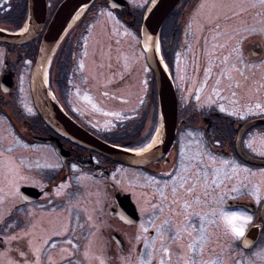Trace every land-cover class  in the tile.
Wrapping results in <instances>:
<instances>
[{"label": "flooded vegetation", "instance_id": "flooded-vegetation-1", "mask_svg": "<svg viewBox=\"0 0 264 264\" xmlns=\"http://www.w3.org/2000/svg\"><path fill=\"white\" fill-rule=\"evenodd\" d=\"M62 1L46 0L45 22L42 28L36 31L27 28L29 15L27 0H0V33L21 37L17 43L0 40V132L2 133L0 134V172L19 177V183L14 189H3L7 193V199L4 201L6 214L0 224L2 249L3 240H15V234L26 233L33 223L34 231L28 237L19 240H35L39 243L42 240L43 228H48L47 223L40 217L42 212L52 214L63 212L67 216L70 211L68 225H72L74 223L72 203L75 198L73 192L77 191L76 185L75 189L73 188L74 178L86 173L95 180L101 179L100 176L105 172L110 175L114 168L121 166L57 134L42 121L35 108L30 90L32 72L39 59L46 27ZM125 1L129 8L119 11L118 18L111 10L110 13L120 25L129 30L130 37L136 41L140 12L133 7L134 0ZM151 1L141 0L146 6ZM203 1L181 0L178 6L180 12L176 11L171 15L160 30L159 43L167 60L165 67L171 76L177 97L178 125L176 148H171L164 159L148 168L135 169L151 177L166 178V172L161 170L170 165L175 158L178 161L177 168L181 170V137L183 136L191 138L187 144L204 160L215 162L221 160L227 165L232 163L238 131L245 124L260 119V112L264 109L262 94H257L256 98L255 93L241 90L245 89L249 77L256 79V74L253 73L255 68L261 69L260 80L264 81V13L261 12L264 0H232L234 3L246 6V11L240 16L241 19H233L232 17H236L237 14L229 13L231 21L227 20L229 18L227 14L224 19L210 21L204 29L200 26L202 24H199L200 29L193 13ZM214 1L228 3V0ZM96 16V10L92 15L89 12L83 14L53 48L43 70L45 87L67 118L102 141L119 146L134 139L119 141L127 137L126 134L133 132L136 134L140 130H145L146 136L148 135V139L152 142L158 128V106L155 81L150 75L142 79V97L132 112L126 115L111 109L109 110L111 115L107 113L106 100L102 98L107 93H105L106 85L107 95L116 96V87L120 86L117 84L121 80L106 82L98 71L93 70L95 66H91L88 60L85 61L84 43L90 25L97 21L98 16ZM226 20L232 25L237 24L234 21H239L237 28H230L224 33L225 36L230 35V44L233 43L234 51L229 52H234L232 63L235 64L230 71H227L226 64V69L223 68L215 73L216 57L213 49L208 48V44L214 42L213 38L217 36L214 35L212 26L217 25L218 21L223 23ZM164 36L169 37L166 46L161 42ZM97 53L99 54L100 51ZM178 53H181L180 69L176 66ZM96 68L103 70V66L98 65ZM98 78L105 82L102 86V81ZM238 84L241 92L237 90ZM126 85L132 87L133 84L126 83ZM108 104L110 106V103ZM130 114H133L132 118L125 122L119 121L121 123L118 124H110L108 129L99 124L103 123L105 115L110 117ZM184 118H190L189 121L192 120L194 123ZM107 133L111 136H107ZM249 134L251 135L248 136ZM251 137L254 139L250 143L258 142L263 138L264 126H253L243 134L241 139L243 149L247 147ZM38 139L53 140L43 142ZM166 159L169 161L164 164ZM73 164L76 168L72 167ZM90 164L92 165L89 166ZM173 171L175 172L174 169ZM108 180L109 178L105 180L107 184ZM64 186L65 188L61 190ZM26 187L35 191H24L23 195L22 189ZM109 190L113 193L115 206L116 189ZM243 200L235 199L240 202ZM245 202L248 203L249 200ZM30 216L34 219L31 220ZM256 224L258 222L254 225ZM68 229L59 234L53 233L54 236L47 237L46 240H73L72 232L69 229V233ZM83 232L84 230L82 236ZM262 233L261 228L257 240H264ZM152 235L148 234V238H152Z\"/></svg>", "mask_w": 264, "mask_h": 264}, {"label": "rangeland", "instance_id": "rangeland-1", "mask_svg": "<svg viewBox=\"0 0 264 264\" xmlns=\"http://www.w3.org/2000/svg\"><path fill=\"white\" fill-rule=\"evenodd\" d=\"M134 2L138 6L143 4L141 0ZM261 7V12L264 13V4ZM245 9L244 4L234 3L232 0H228V3L204 0L193 14L198 20V28L201 26L204 29L210 21L224 19L227 14V20L231 21L229 13L237 14L233 19H241ZM227 20L223 23L218 21L217 25L212 26L213 33L217 36H214V42L209 43L208 48L213 49L216 57L215 73L225 68L226 64L227 71H230L235 64L232 63L234 52H229L234 51L233 43L230 44V35L225 36L224 33L230 28H237L239 21H234L237 24L232 25ZM129 34L125 26L102 10L97 21L90 26L84 43L85 61L88 60L91 66H95L93 70L98 71L100 77H104L108 83L121 80L117 84L120 86L116 87V96L107 95L106 85L107 96L102 98L106 100L108 115H111V109L126 115L132 112L142 97V79L149 74L139 40H132ZM98 65L103 66V70H97ZM176 66L179 69L181 67V53L176 56ZM253 73L256 74V79L249 77L245 89L241 90L255 93L256 98L257 94L264 97V81L260 80L262 71L255 68ZM103 79H100L101 86L105 83ZM125 82L132 83V87ZM238 85L237 90L241 92L240 84ZM108 115L103 117V123H99L106 129L110 124L125 122L133 117V114ZM260 118H264V109L260 112ZM141 131L135 138L137 148L145 147V141L148 140L145 130ZM253 139L249 138L247 143L248 155L264 160V137L258 142L250 143ZM190 140L189 137H181V170L176 167L175 161L161 170L169 176L174 168V179L169 183L128 168H119L112 172L110 181L116 190L131 195L140 215L137 225L127 227L111 218L108 211L114 206V201L108 184L103 179L96 181L90 174L81 173L74 178L73 183V188L77 186V191L73 192L75 198L72 203L74 223L68 225L70 211L67 216L63 212H42L40 217L48 225V228H43L42 240L39 243L35 240H19L34 231V223L26 233L15 234V240H3L0 264H141L142 261L147 264H161V261L164 264H185L186 261L188 264H264V257H261L264 240L260 242L262 248L258 244V248L246 253L233 252L232 250L238 248L237 242L241 241L242 236H234L220 219L221 209L251 216L249 221H236L237 226L243 224L244 233L248 225L255 222L256 217L252 214L244 209H227L225 203L237 198L244 199L243 202L249 200L256 206L264 198V167L244 165L237 159H233L229 165L221 160H204L187 144ZM18 183V176L0 172V224L6 214L4 201L7 193L4 190H12ZM64 188L65 186L61 190ZM30 219L34 217L30 216ZM68 227L73 240H46L47 237L54 236L53 233L59 234ZM81 229L84 230L83 236ZM150 231L153 235L149 239L147 234ZM111 232L121 236L124 251L121 252L111 240ZM196 243H199V248L194 251L193 246ZM164 248L169 251L165 252Z\"/></svg>", "mask_w": 264, "mask_h": 264}, {"label": "water", "instance_id": "water-1", "mask_svg": "<svg viewBox=\"0 0 264 264\" xmlns=\"http://www.w3.org/2000/svg\"><path fill=\"white\" fill-rule=\"evenodd\" d=\"M94 0H64L54 12L44 34V39L37 61V65L33 69L31 76V93L35 107L41 115L43 121L55 130L59 135L84 146L94 152H97L107 159L135 168H144L163 158L173 144L176 125H177V100L173 83L163 68L159 54L157 51V39L159 30L168 17L181 0H153L148 6L143 16L140 26V46L144 53L146 64L152 71L156 83L159 128L154 143L147 149L140 152H132L123 149L125 144L120 147H113L104 143L91 134L85 132L67 117H65L51 99L46 90L42 71L48 56L52 52L66 29L84 13ZM28 2V25L27 28L39 31L46 17V1L45 0H27ZM109 7H122L118 0H109ZM21 39L20 36L4 35L0 33V40L10 43H17ZM258 124H264V119L251 122L245 125L238 133L235 143V151L237 156L245 163L256 166H264V160H255L245 155L241 149L240 139L244 132ZM113 188V184H110ZM24 191H34L30 188L22 189ZM35 199V197L33 198ZM116 209L110 210V216L118 218L121 222L128 226H134L139 220V215L129 194H115ZM244 205L239 203H227V206ZM250 210L252 206L244 205ZM260 221L264 228V203L259 212ZM259 226L250 228L242 240L241 246L248 249L253 245L258 237ZM112 240L123 250L124 242L122 238L116 234H112ZM247 240V243L245 241ZM0 240V248H1Z\"/></svg>", "mask_w": 264, "mask_h": 264}, {"label": "snow or ice", "instance_id": "snow-or-ice-1", "mask_svg": "<svg viewBox=\"0 0 264 264\" xmlns=\"http://www.w3.org/2000/svg\"><path fill=\"white\" fill-rule=\"evenodd\" d=\"M257 107H259V105H257ZM48 167H52V165H48ZM72 167L76 168V165L73 164ZM245 171H247V169H245ZM220 219L224 222L226 228H228L233 233L234 236L241 237V236H244V226L243 224H240L239 226H237L236 221L237 220L249 221L252 219V217L246 214L239 213V212H235V211L229 212V211H225L221 209ZM245 243H247V240L245 241ZM164 251L167 252L169 251V249L164 248ZM141 264H147V262L142 261ZM161 264H164V262L161 261ZM185 264H188V262L186 261Z\"/></svg>", "mask_w": 264, "mask_h": 264}, {"label": "trees", "instance_id": "trees-1", "mask_svg": "<svg viewBox=\"0 0 264 264\" xmlns=\"http://www.w3.org/2000/svg\"><path fill=\"white\" fill-rule=\"evenodd\" d=\"M140 19H141V15H139V18H138V25L140 24ZM162 41H163V43L165 42V44H166L167 37H163V38H162ZM160 51H161V55L164 56V50H163V48H162ZM187 119H188V121H189L190 118H184V120H187ZM190 122H192V120H190ZM193 123H194V122H193ZM126 136H127V137L123 138L122 140H124V141H125V140H128L129 137H128L127 134H126ZM119 140H120V139H119ZM233 153H234V152H233ZM198 248H199V243L194 244V246H193V250L196 251Z\"/></svg>", "mask_w": 264, "mask_h": 264}]
</instances>
